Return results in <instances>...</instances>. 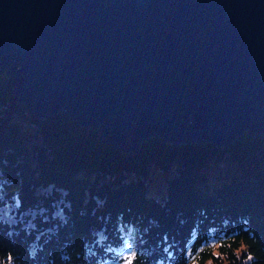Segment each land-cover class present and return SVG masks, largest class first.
<instances>
[{"label":"trees","instance_id":"1","mask_svg":"<svg viewBox=\"0 0 264 264\" xmlns=\"http://www.w3.org/2000/svg\"><path fill=\"white\" fill-rule=\"evenodd\" d=\"M10 79L0 67L2 264H123L129 244L136 264H264V136L127 153L67 113L29 115Z\"/></svg>","mask_w":264,"mask_h":264},{"label":"water","instance_id":"2","mask_svg":"<svg viewBox=\"0 0 264 264\" xmlns=\"http://www.w3.org/2000/svg\"><path fill=\"white\" fill-rule=\"evenodd\" d=\"M0 67L127 153L264 136V0H0Z\"/></svg>","mask_w":264,"mask_h":264},{"label":"snow or ice","instance_id":"3","mask_svg":"<svg viewBox=\"0 0 264 264\" xmlns=\"http://www.w3.org/2000/svg\"><path fill=\"white\" fill-rule=\"evenodd\" d=\"M129 248L132 247L131 244L128 245ZM191 255V253H189ZM248 259H251L249 256ZM11 260V258H9ZM137 262V254L135 251L130 252L128 255L123 257V264H136ZM192 264H195V260H193Z\"/></svg>","mask_w":264,"mask_h":264},{"label":"rangeland","instance_id":"4","mask_svg":"<svg viewBox=\"0 0 264 264\" xmlns=\"http://www.w3.org/2000/svg\"><path fill=\"white\" fill-rule=\"evenodd\" d=\"M131 251H132V248H128L127 251H126L125 253H126V254H129ZM0 264H2V263L0 262Z\"/></svg>","mask_w":264,"mask_h":264}]
</instances>
